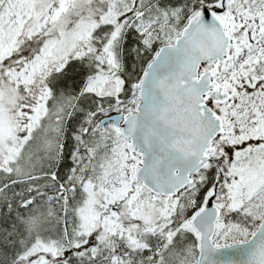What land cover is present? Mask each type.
Here are the masks:
<instances>
[{"label": "snow or ice", "instance_id": "snow-or-ice-1", "mask_svg": "<svg viewBox=\"0 0 264 264\" xmlns=\"http://www.w3.org/2000/svg\"><path fill=\"white\" fill-rule=\"evenodd\" d=\"M0 264H264V0H0Z\"/></svg>", "mask_w": 264, "mask_h": 264}]
</instances>
